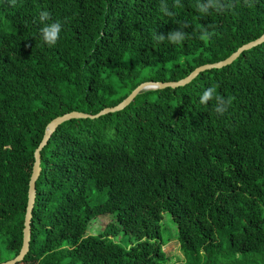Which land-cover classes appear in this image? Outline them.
<instances>
[{
    "label": "trees",
    "instance_id": "16d2710c",
    "mask_svg": "<svg viewBox=\"0 0 264 264\" xmlns=\"http://www.w3.org/2000/svg\"><path fill=\"white\" fill-rule=\"evenodd\" d=\"M165 2L173 16L161 0H0V251L21 250L34 152L53 118L115 106L144 69L179 80L264 33V0L206 16L196 0ZM41 11L62 24L55 46L39 36ZM185 23L180 44L155 40ZM207 25L205 45L194 29ZM210 86L232 99L223 116L199 102ZM41 155L30 251L17 264H169L166 211L185 252L176 264H264V42L184 86L65 121ZM97 217L110 221L87 234ZM121 232L130 245L113 240Z\"/></svg>",
    "mask_w": 264,
    "mask_h": 264
},
{
    "label": "water",
    "instance_id": "95a60500",
    "mask_svg": "<svg viewBox=\"0 0 264 264\" xmlns=\"http://www.w3.org/2000/svg\"><path fill=\"white\" fill-rule=\"evenodd\" d=\"M264 42V33L259 36L258 38L243 44L240 46L236 51H234L231 55H229L227 58L217 61V62H211V63H205L198 67H196L194 70H192L187 76L184 78H181L179 80H169V81H160V80H146L141 82L139 85H137L131 93L125 97L120 103H118L115 106H108L100 110L99 112L93 114L78 110H73L70 112H67L65 114L56 116L53 118L46 126L44 136L38 145V147L35 149L34 155H35V162L33 166V172L30 178L29 182V193H28V204L25 214V220H24V229H23V244L21 247L20 252L13 258H10L8 260L0 262V264H17L18 262L24 260L25 256L30 251V244H31V237H32V219H33V210L36 203V196H37V187L36 182L39 178L42 166H41V152L43 148L46 146L48 141L50 140L53 133L57 130V128L64 123L65 121H68L73 118H97L101 115H105L107 113L116 112L119 110L124 109L126 106H128L134 98L140 94L141 92L145 90L150 89H163L166 87H172L176 88L179 86H184L188 83H190L198 74H200L202 71L212 69V68H221L223 66L231 64L234 60H236L244 51L249 50L257 45H260Z\"/></svg>",
    "mask_w": 264,
    "mask_h": 264
},
{
    "label": "clouds",
    "instance_id": "9594fccd",
    "mask_svg": "<svg viewBox=\"0 0 264 264\" xmlns=\"http://www.w3.org/2000/svg\"><path fill=\"white\" fill-rule=\"evenodd\" d=\"M11 6H15L16 0H7ZM244 5L251 7L250 0H243ZM180 0H174V7H182ZM233 7L232 0H196L195 8L196 11L201 15H209L212 10L216 13H223L227 9ZM160 11L167 16H173L174 13L169 10L165 0H161ZM38 21L42 25L40 28L39 36L42 41L49 47L55 46L60 39V32L62 30V24L60 21H51V14L48 11H41L38 16ZM35 22V21H34ZM189 27L188 24H183L180 30L170 31L167 36L163 34H157L154 38L157 42H163L165 39L170 44H180L188 38V33L183 29ZM212 25L201 26L198 30L194 29V32H198L197 39L207 45L214 36V31H211ZM210 101H214V112L218 116H223L232 103V99L226 98L223 95H219L216 92L214 86L207 87L203 90L199 97L200 104H207Z\"/></svg>",
    "mask_w": 264,
    "mask_h": 264
},
{
    "label": "rangeland",
    "instance_id": "374dc122",
    "mask_svg": "<svg viewBox=\"0 0 264 264\" xmlns=\"http://www.w3.org/2000/svg\"><path fill=\"white\" fill-rule=\"evenodd\" d=\"M139 77L140 79L150 80V78L153 77V72L150 69H144L140 73ZM93 191H96L95 188H93ZM95 193L92 196H95ZM109 221L110 220L101 217L93 219L89 224L87 234H98L100 232H103ZM161 229L162 238L165 242L163 248L166 251L167 255L170 257L169 264H176L177 262L184 260L185 252L181 248V244L177 235V227L171 213L168 211L164 212V216L161 222ZM130 239H132L130 236L125 235L122 232L118 236L113 237L114 241L119 242L123 246L130 245L131 241L133 240ZM13 256L14 255L10 254L9 251L2 249V251H0V262L8 260Z\"/></svg>",
    "mask_w": 264,
    "mask_h": 264
}]
</instances>
